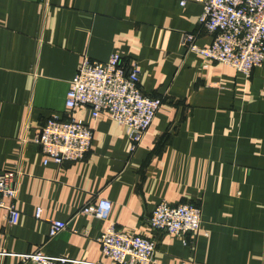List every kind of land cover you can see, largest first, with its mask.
Returning a JSON list of instances; mask_svg holds the SVG:
<instances>
[{
	"label": "crops",
	"instance_id": "obj_1",
	"mask_svg": "<svg viewBox=\"0 0 264 264\" xmlns=\"http://www.w3.org/2000/svg\"><path fill=\"white\" fill-rule=\"evenodd\" d=\"M201 12L196 1L0 0V172H17L19 211L10 224L0 208V264H34L19 255L37 249L107 262L97 238L109 224L153 239L151 264H264V63L245 74L188 49L185 35L213 39ZM114 52L162 99L134 151L111 117L65 106L83 57ZM69 112L92 129L90 149L44 164L34 136ZM96 197L111 202L107 220L81 212ZM160 201L200 207L198 233L153 228ZM52 220L67 225L49 237Z\"/></svg>",
	"mask_w": 264,
	"mask_h": 264
},
{
	"label": "built area",
	"instance_id": "obj_2",
	"mask_svg": "<svg viewBox=\"0 0 264 264\" xmlns=\"http://www.w3.org/2000/svg\"><path fill=\"white\" fill-rule=\"evenodd\" d=\"M196 1L202 5L198 22L213 35L209 46L199 47L193 35H185L187 48L199 52L211 61L229 65L249 74L264 63V0H178L179 6ZM136 63H128L119 52L104 62L84 56L66 92L65 106L73 111L78 106L91 109L93 118L107 115L119 123L131 140L134 151L150 127L162 99L145 94L139 85ZM92 129L71 112L66 117L50 116L34 136V142L49 160L57 164L82 159L89 151ZM17 172H0V208L7 212L8 222L15 224L19 211L15 206ZM111 202L105 198L90 199L81 212L107 220ZM40 209L35 216L39 217ZM150 225L174 235L197 234L201 224V209L192 203H157L149 217ZM67 222H49L48 236L65 229ZM107 262L52 256L40 249L22 253L24 262L34 264H151L156 243L150 237L128 233L109 224L97 238Z\"/></svg>",
	"mask_w": 264,
	"mask_h": 264
}]
</instances>
